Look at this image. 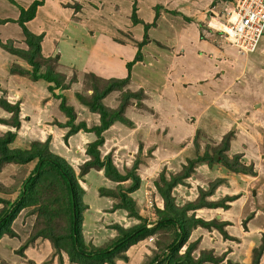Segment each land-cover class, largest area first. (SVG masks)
Wrapping results in <instances>:
<instances>
[{
  "label": "rangeland",
  "instance_id": "obj_1",
  "mask_svg": "<svg viewBox=\"0 0 264 264\" xmlns=\"http://www.w3.org/2000/svg\"><path fill=\"white\" fill-rule=\"evenodd\" d=\"M83 1L57 0L60 11L70 14L67 18H64L63 23H60L62 27L59 31L44 28L47 40L52 43L57 41L54 44L60 52V59H58L59 54H52L53 56H50L52 57L51 61H48L49 63L41 68L44 70L46 66H50L54 72L63 75L64 86L55 88L51 92L48 89L51 83L43 80L33 81L28 78V75L11 76L7 68H5L7 75L0 71V97L6 98L13 104L17 103L19 106L18 119L20 120V125L14 127L13 112L3 111L7 114L6 118L9 119H6V124L0 123V133L7 130L15 131L16 136L11 144L12 148L20 147L26 149L31 146L33 140H39L49 145L52 152L60 155L70 163L75 173L79 175L78 181L80 185L86 189L83 201L88 206L89 214L87 213L85 216L84 237L94 244H101L115 234L116 231L111 227L114 223L130 226L141 222V218L129 215V211L116 206L115 202H119L118 198L109 199L110 196H100V188L115 189L117 185L116 181L105 176L102 168H89L82 177L80 176L82 163L89 159V156L85 153L86 146L95 139V134L80 129L76 133L67 136L69 129H71L69 124L70 116L61 108L62 97L57 95H62L64 97L63 105L71 108L75 116L73 123L83 122L86 127L97 126L100 124L99 113L92 111L89 105L84 103V101L90 102V97L93 95L92 85L98 87V85L101 86L102 83H106L111 78L124 77L126 75H107V77L103 78L96 72L79 66L81 64L80 61L76 60L75 62L77 52L87 54L95 41L88 35L90 31L91 33L93 32L92 34L97 40L101 36V33L98 32L100 30L98 21L106 22L109 20L105 14L98 18V8L102 9V13L104 10L108 12L109 9L114 7L116 9L120 3V0ZM212 1V3L210 1L207 4L208 9H203L208 29L202 30L204 21L196 20L193 21L196 31L199 32V36L215 34L219 42L222 40L228 46L236 49V46L227 43L223 39L224 37L216 32L217 28H220L219 22L222 20V17L220 18L222 9L226 6H231L232 3L229 0ZM216 4L218 5L217 7ZM52 5L54 4H49V8H52ZM5 7H7V10L0 6V16H12L14 15V12L11 11L12 8L14 11L17 10L16 7L11 5H6ZM67 7L69 9H66ZM42 10H38V16L40 17H42ZM165 15L168 21L165 23H172L176 27L181 24H189L190 19L185 18L183 15L182 17L180 15L178 17L173 16V13ZM42 22L44 21L42 20ZM84 26H87V28H82ZM105 26L106 23L105 25L102 23L101 29H104ZM7 31L11 34L21 33L17 24L10 26ZM109 36L105 37V39H109L107 42H112L115 45L122 44L123 40L120 38L122 36H119V34L113 33V36ZM128 36L124 37L126 41H130ZM6 39L8 38H5V41H7ZM97 44L101 46V42ZM16 45L24 44L17 43ZM160 47L162 46L160 45ZM260 48L264 49V36L260 37L253 50L254 52H249L250 54L247 55L245 64L242 65L240 63L242 73L229 92L225 91V101L220 106L221 111H216L221 101L218 105L211 106L210 111H208L218 114L230 109L229 103L234 105V108L230 110L233 115H226L223 118L227 122L225 124V129L227 130L222 135L218 133V138L212 139L203 134L205 132L201 130L202 128L196 130L193 145H190L188 150L176 149L173 151L171 157L176 162L172 165L173 161L171 162V159L168 158L170 154H167L165 152L166 148H164L167 146V141H169V139H163L166 135L165 131L168 130L167 135H170V133L182 135L186 133L185 127L177 125L179 114H176L172 118V129H165L162 117L164 114L166 115V106L163 102L152 99V96L164 95L169 98V95L165 92L157 93L159 91L157 88L153 91L149 86H145L148 82H140L139 85L136 84L137 86L130 85V89L135 95L128 99L126 105L124 104V109L128 106L129 108L131 107L125 113L133 120V124L126 125V123L119 122V125L122 126H120L121 128L117 133L108 131L104 134L105 132H103L104 141L99 146L101 158L105 155H110L112 163L123 174L128 172V170L130 171L136 161L135 172L141 179L140 186L135 191H127V194L134 199L138 215L144 218L147 224L155 221L154 219L158 216L157 209L164 208V200L156 189L155 181H159L162 184V175L168 180L182 171L183 162L185 161H181L182 153H184L186 159L203 156V154L207 158H211V164L205 163L208 168L199 165L203 164V162L197 163L195 165L196 168L194 167L190 175L172 188L171 194L174 197L175 204L182 207L186 203L197 200L199 193L210 191V195L206 196L205 199L211 198L208 200L216 201L217 204L224 206L213 208L201 206L187 210V215L194 214L195 217H200L206 221L210 219H215L216 221L225 220L222 229L227 232L229 238L223 237L222 232L214 226L210 227V225L208 227L200 225H198L199 227H194L188 238V242L198 241V247L193 252L195 257L200 250H204L207 253L209 252L206 250H212L216 255L223 254V260L218 264H228L227 261H230L231 264H253L254 261V264H264V50L260 51ZM158 50L165 51L163 47L160 49L151 45L147 55H151ZM237 54L239 52L235 50L233 54L235 59L239 57L236 56ZM8 63H10V60H8ZM158 64H163V61L158 62ZM125 68L127 70L126 66ZM4 76H8V82L13 85L19 84L16 96H8L6 94V90H4L6 88H3L6 85L4 83L6 79L3 80ZM134 79H137L135 75ZM132 82L137 83V80ZM141 84H144V86H141ZM148 88L149 90H147ZM124 89L130 91L129 88ZM143 89L145 92H143ZM126 91L110 94L111 96L116 95V97H112L113 105H110V100L112 99L110 95L107 100H105V97L101 99V103L116 109L120 106L123 99L122 95ZM185 100H187L186 97ZM179 103L182 108L187 106L182 101ZM0 110L2 109L0 108ZM141 112L149 114L151 119L149 125L143 124L145 120L146 122L148 120L144 114H140ZM195 119V117H191L189 120L194 121ZM214 119L216 120V118ZM208 121L209 118L206 119L207 123ZM225 135H228L229 146L228 149L221 152L219 148ZM220 136L222 137L220 138ZM174 137L173 135L172 138ZM219 138L220 140H218ZM232 140H234V148L230 149ZM160 142L162 146L158 149ZM244 150L252 158L249 156L244 157ZM221 153L224 156L227 155L230 159L234 155H238L239 162L245 165L248 171L235 172L223 164L222 160L212 159L213 156L221 155ZM34 163L35 160L26 164L7 161L0 165V199H3L0 202V212L7 208V204L4 201H13L17 197L21 183L33 168ZM130 184L131 179H126L122 182L123 187H128ZM218 186H221V188H217ZM178 187L182 189L181 193L177 190ZM216 188L218 189V194H214ZM234 200L236 201L230 205L229 203ZM200 208L203 209L197 210ZM214 208L219 210H212ZM33 209L32 206H28L20 210L13 219L11 227L15 235L5 236L8 238L5 248L7 250L9 248L10 253L7 258L0 256V264H10L9 260L14 261V258L18 260L17 263L12 262L14 264H58V256L49 239L36 237L31 240L29 238L35 232L34 220L36 213L34 212L35 209ZM106 209H109L110 212L107 213ZM217 214L221 216L217 217ZM228 218L230 219L229 222ZM172 232V229L166 228L157 231L151 237H146V240L141 243L144 249V252L141 253L143 255L141 264H147L157 248L162 250L160 249L162 248L160 241L169 242L172 238ZM24 244L26 245L21 251L20 247ZM183 249L181 248V251ZM125 253L126 251L121 256L123 255L122 259L127 260ZM62 255L63 264H70L67 254L63 252Z\"/></svg>",
  "mask_w": 264,
  "mask_h": 264
},
{
  "label": "trees",
  "instance_id": "obj_2",
  "mask_svg": "<svg viewBox=\"0 0 264 264\" xmlns=\"http://www.w3.org/2000/svg\"><path fill=\"white\" fill-rule=\"evenodd\" d=\"M7 1L15 5L19 13L16 19H0V23L15 22L20 27L22 34L21 38L17 40L8 38L5 42L0 41V46L17 58L16 62L9 65V72L21 76L28 75V78L36 82L43 80L51 83L48 86L51 92L55 88H61L64 86V76L54 72L50 66H46L44 70L41 68L52 59V57H45L42 53L41 42L44 33H35L27 25V22L36 16L38 7L44 4V0H32L26 7L22 6L18 0ZM132 19L137 22L135 12L132 13ZM147 27H149L148 24L145 25V28ZM17 43H23L24 45H16ZM140 59L141 52L140 48H138L135 57L126 63L127 75L125 77L111 78L106 83H102L101 86L98 85L99 88L96 85H92L93 95L90 97V102L84 101V103L88 104L92 111L99 113L100 124L97 126L86 127L83 122L73 123L75 116L71 108L63 105L64 97L62 95L58 94L57 96L62 97L61 108L70 116L69 124L71 129H69L67 136L76 133L80 129L95 134V139L86 146L85 153L89 156V159L82 163L80 176L82 177L89 168H102L105 176L116 181L117 185L115 189L100 188V196H110L111 198L109 197V199L118 198L119 202H115L116 206L129 211V215L141 218V222L130 226L114 223L111 227L116 231L115 234L101 244H94L86 240L83 234V226L85 216L89 212L87 204L83 201L86 189L80 185L78 181L79 175L75 173L68 161L52 152L49 145L39 140H33L31 146L26 149L20 147L12 148L11 144L15 139L16 133L15 131L7 130L0 133V165L7 161L26 164L35 160V163L29 174L23 179L17 197L13 201H4L7 204V208L0 212V238L4 235L14 236L15 232L11 227L13 219L20 210L32 206L36 213L34 220L35 232L29 238L31 240L36 237L49 239L58 256V264H63V252L67 254L70 264H115V259L118 257L123 258L121 254L130 246L166 228L173 231L171 240L167 243H165L166 241H160L162 243V248L160 249L162 250L157 248L147 264H218L223 260V254L216 255L212 250V252L206 250L209 253L200 250L195 257L193 252L198 247V241L188 242V238L192 229L198 225L214 226L222 232L223 237L229 238L227 232L222 229L225 220L216 221L215 219H210L206 221L200 217H195L194 214L187 215V210L201 206L209 208L224 206L217 204L216 201L205 199L206 196L210 195V191L199 193L197 200L186 203L182 207L175 204L174 197L171 194L172 188L180 181H184V178L190 175L197 163L211 164V158H207L204 154L196 158H188L187 163L183 164L180 173L173 175L168 180L162 175V184L159 181H155L156 189L163 197L164 208L157 209L158 216L154 219L155 221L149 224L138 215L134 199L127 194V191H135L140 186L141 179L135 172L136 161L130 171L128 170V172L123 174L112 163L110 155H105L101 158L99 146L104 141L102 132L109 128L115 120L131 124V121L124 115V104L126 105L128 99L135 94L131 91L123 93L122 102L116 109L103 105L101 99L111 91L121 89L128 82L132 65ZM19 60L25 61V63L17 62ZM0 107L7 112H13L12 116L15 122L13 126L18 127L20 120L18 119L19 106L17 103L11 104L6 98L0 97ZM6 119L9 118L0 117V123L6 124ZM228 146V135H225L219 150L223 152L228 149ZM222 154L213 156L212 159L222 160L223 164L232 169V171H248L246 166L239 162L238 155H234L230 159L227 155L224 156ZM126 179H131V184L128 187H123L122 182ZM2 201L3 199H0V202ZM106 211L110 212L109 209H106ZM25 245H21V251ZM181 248L184 249L181 251ZM227 263L231 264L230 261H227Z\"/></svg>",
  "mask_w": 264,
  "mask_h": 264
},
{
  "label": "crops",
  "instance_id": "obj_3",
  "mask_svg": "<svg viewBox=\"0 0 264 264\" xmlns=\"http://www.w3.org/2000/svg\"><path fill=\"white\" fill-rule=\"evenodd\" d=\"M18 1H21V5L26 7L32 0ZM210 1L211 3L213 2L212 0H120L118 7L116 9L115 7L109 9L108 12L104 10L102 13V9L98 8V18L102 14H105L109 20L106 22L98 21L100 28L98 32L101 33V36H99V39L97 40V38L93 36V32L91 33L90 31L88 35L92 39H95L91 49L87 54H81V52H77V59H75V62L76 60L81 62L79 66L85 67L86 69L88 68L103 78L107 77V75H127V70L125 68L126 63L135 57L138 48H140L141 59L137 60L132 65L130 70V79L128 82L123 85L121 89L111 91L107 96H105V100L113 95L112 93L126 91L124 88H129V90L133 92L130 89V85L137 86L140 84V82H148L145 84V86H149L153 91H155V88H157L159 90L157 93H167L169 98H166L164 95L152 96V99H155L158 102L161 101L166 106V115L164 114L162 117V121L165 124V129H172V118L176 114H179V121L177 125L184 126V130L186 131V133L182 135H175L173 133L167 135L168 130L165 131L166 135L163 137V139H169V141H167V146L164 148H166L165 152L170 154L168 155V158L171 159V162L173 161L172 165L176 162L175 159L171 157L173 151L176 149H181L182 151L186 149L188 150L189 146L193 145V139L196 130L202 128L201 130L205 132L203 134L212 139L218 138V133H221L222 135L226 132L227 129H225V124L227 122L223 118H225L226 115H233V112L230 110L234 108V105H230L229 103L230 109L222 112L223 114H214L208 111H210L211 106L213 107V105H218L220 101L221 103L216 111H221L220 106L223 104V101H225V91L229 92V90L239 80L242 73V66H240V63L242 65L245 64L247 55L251 53H239L236 55L239 57L235 59L233 54L236 49L232 46H228L222 42V40L219 42L216 39L215 34H210L209 36H199V32L196 31L193 21H204L202 30L208 29L205 23L206 19L204 17L205 15L203 9H208L207 4ZM82 2L84 1L82 0ZM51 3L54 5H52V8H49V4ZM5 4L15 7V5L8 2L7 0H0V6L7 10ZM217 6L218 5L216 4V7ZM58 7L60 6L57 4V0H44V4L38 7L39 11L43 9V13H41L42 17L38 16L37 10L36 16L27 22L29 28L35 33H44L41 46L42 53L45 57H50L53 56L52 54L60 53L54 44L57 41H53V43L49 42L46 37L47 35H45L46 30H44V28H49L59 31L62 27L60 23H63L64 18L69 16L70 13L67 14L64 11H60V8ZM66 9L69 8L67 7ZM11 11L14 12V15L0 16V19H16L19 10L17 9L14 11L12 8ZM133 12L136 14L137 22H134L132 19ZM170 13H173V16L178 17V15H180L182 17L183 15L185 18H189V24L178 25L176 22V24L179 26L176 27L172 23H165L168 22L166 20L165 14ZM42 20L44 22H42ZM102 23H104V25L106 23L104 29H101ZM15 24V22L10 21L0 23V41L5 42V38L14 40L21 38V33L17 32L15 34H11L7 31L9 30L10 26H15ZM147 24L149 27L145 28V25ZM82 28L86 29L87 26ZM113 33L119 34V36L123 37H120L121 40H123L122 44L115 45L112 42H107L109 39H105V37H110L109 35L113 36ZM201 34L203 33L201 32ZM126 36L130 37V41H126L124 38ZM99 42H101V46H98L97 43ZM140 43L141 45H139ZM151 45H154L160 49L163 47L165 51L163 52L158 50L151 55H147ZM160 45L162 47H160ZM263 50V48H260V51ZM58 59H60V54ZM8 60H10V63H8ZM16 60L17 58L14 55L10 54L0 46V71L3 72L4 75L6 74L5 68H7L9 71V65H11L13 62H16ZM161 61H163V64H158V62ZM17 62L24 64L21 60ZM148 69H150V71H148ZM134 75L137 79H134ZM8 76H4L3 78V80L6 79V81H4L6 85L3 88H6L4 90H6V94L8 96H16L17 90H19L17 89L19 84L13 85L12 83L8 82ZM11 76L17 77L18 74H11ZM136 80L137 83L132 82ZM8 83L10 84L8 85ZM141 86H144V84H141ZM147 90H149V88ZM143 92H145L144 89ZM112 97H116V95L111 96V98ZM185 97L187 100H185ZM180 101L186 103L187 106L183 108L180 107L182 106L179 105ZM110 103V105L114 104L113 98L110 100ZM171 106L173 108H169ZM127 109H131V107L129 108L128 106L124 109V115L129 121H131V124L126 125H132L133 120L130 119V117L125 113ZM3 111L5 110H0V117L6 118L7 114H5ZM140 114H144L148 120V122L145 120L143 124L146 123L149 125L151 120L149 114H145L143 112ZM191 117H195L196 119L194 121L189 120ZM207 118H209L208 123L206 122ZM214 118H216V120ZM119 122L120 121L115 120L109 126V128L103 131L105 132L104 134H106L108 131L117 133L121 128L120 126H122L119 125ZM173 135L175 136L174 138H172ZM221 137L222 136H220V138ZM220 138L218 140H220ZM163 143H165V141H163ZM233 144L234 140L231 141L230 149L233 147ZM161 146L162 144L160 142V146L157 148L160 149ZM243 152L244 157H251L249 154L245 153V150ZM186 160L187 159L185 158L184 153H182L181 161H184L183 163L185 164ZM199 165L207 167L205 163ZM205 175H207V173H205ZM217 188H221V186H218ZM217 188L215 189L214 194L217 193ZM177 190L180 193L182 192L180 187H178ZM235 201L236 200L229 204L231 205ZM201 209L203 208L197 210ZM212 210L219 209L214 208ZM106 212L108 213L109 211ZM219 216L221 215L217 214V217ZM227 220L228 222L230 221L229 218ZM5 236L6 235L0 238V256L3 258H7L10 253L9 248L8 250L5 248L8 241V238ZM144 240L146 239L140 240L126 250L125 254L127 256V260L122 258L119 259L118 257L115 260V264H141L143 260V255H141V253L144 252L141 243ZM9 262H11L10 264H14L12 262L17 263L18 260L14 258V261L9 260Z\"/></svg>",
  "mask_w": 264,
  "mask_h": 264
},
{
  "label": "built area",
  "instance_id": "obj_4",
  "mask_svg": "<svg viewBox=\"0 0 264 264\" xmlns=\"http://www.w3.org/2000/svg\"><path fill=\"white\" fill-rule=\"evenodd\" d=\"M217 32L240 53L252 52L264 33V0H229Z\"/></svg>",
  "mask_w": 264,
  "mask_h": 264
},
{
  "label": "clouds",
  "instance_id": "obj_5",
  "mask_svg": "<svg viewBox=\"0 0 264 264\" xmlns=\"http://www.w3.org/2000/svg\"><path fill=\"white\" fill-rule=\"evenodd\" d=\"M217 31V30H216ZM264 36V33L262 34V37ZM237 50V49H236ZM239 52V51H238ZM240 53V52H239ZM10 102V101H9ZM10 103H12V102H10Z\"/></svg>",
  "mask_w": 264,
  "mask_h": 264
}]
</instances>
